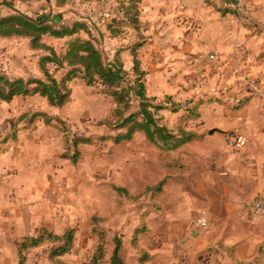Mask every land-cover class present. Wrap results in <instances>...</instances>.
Listing matches in <instances>:
<instances>
[{
	"label": "rangeland",
	"instance_id": "rangeland-1",
	"mask_svg": "<svg viewBox=\"0 0 264 264\" xmlns=\"http://www.w3.org/2000/svg\"><path fill=\"white\" fill-rule=\"evenodd\" d=\"M31 1L21 9L36 19L48 17L58 24L79 20L91 27L90 35L47 36L46 43L62 53L72 38L91 37L107 62L123 63L130 87L139 77L133 49L142 44L137 55L146 72L147 94L157 98L153 102L187 94L176 105L168 103L157 118L177 138L195 137L171 150L148 141L142 132L115 142L121 131L116 101L100 84L82 78L70 82L71 99L62 107L39 94L0 101V263L19 264L18 243L42 228L57 234L73 229V244L59 259L51 256L58 241L29 247L25 264H89L101 234V264H110L116 237L122 240L126 264L198 260L193 238L206 227L199 226L197 217L203 207L210 210V195L227 188L242 200L240 215L231 210L233 216L240 221L250 216L251 197L245 200L243 193L252 189L255 173L246 168L245 175L234 173L232 162L241 160L243 151L227 147L226 134L208 130L231 131L244 119L245 124L264 122V0H142L138 23L135 10L127 9L128 0ZM14 3L5 0L0 11ZM184 8L189 13L178 11ZM152 21L157 22L156 35ZM43 54L22 39L0 41V75L41 78ZM50 67L58 78L68 71ZM253 78L262 85L258 95L247 92ZM134 90L130 88L129 113L139 110ZM252 98L258 100L247 111ZM77 137L90 141L76 148Z\"/></svg>",
	"mask_w": 264,
	"mask_h": 264
},
{
	"label": "trees",
	"instance_id": "trees-1",
	"mask_svg": "<svg viewBox=\"0 0 264 264\" xmlns=\"http://www.w3.org/2000/svg\"><path fill=\"white\" fill-rule=\"evenodd\" d=\"M21 1L30 2L31 0ZM128 1L130 4L127 9L135 10L133 19L138 23V7L142 0ZM64 4L66 2H57V6ZM81 31H85L90 35L91 27L86 22L79 20L58 24L48 17L36 19L20 11L8 16H0V37L25 38L31 48L44 51L39 62L44 74L43 77L25 79L23 77L11 78L6 74L0 75V101L10 102L18 96L39 94L45 97L50 105L62 107L71 99L72 89L70 82L75 78H82L89 85L100 84L103 87V91L110 94L116 101L118 105L115 111L117 116L116 128L121 129V131L114 136L115 142L121 143L132 140L138 132H142L148 141L160 144L165 149L171 150L181 147L195 137L194 133H187L182 138H177L179 135L169 130L157 118V113L166 109L168 103L174 105L177 103L171 97L163 103H154L153 101L157 100V98L148 96L143 78L146 72L141 68L136 49L142 44H138L133 49V70L139 77L135 79V84L130 87L127 83V71L123 63L119 59L116 62H107L103 52L96 46L91 37L76 36L72 38L68 43L67 49L62 53H59L54 46L44 41L45 35L64 38L73 37ZM51 65H55L56 69L66 67L68 71L61 78H58L54 71L51 70ZM132 87L135 89L134 92L140 102L139 110L129 113L131 107L129 102L130 88ZM248 100L249 98L243 100L237 107L246 104ZM48 119L47 123H49ZM89 141V138L77 137L74 139V146L77 148L80 142ZM78 153L79 151L77 150L76 154L73 155L72 159L75 162L78 160ZM102 239L104 240L101 234L99 244L89 264L102 263L105 256L104 241ZM47 240L60 242V245L56 246L51 254L52 258L59 259L71 248L74 240V231L70 228L63 234H57L50 232L47 228H42L37 235L25 236L18 243L19 264H25L26 256L24 252L27 248L38 246ZM121 250L122 240L116 237L110 264H126Z\"/></svg>",
	"mask_w": 264,
	"mask_h": 264
},
{
	"label": "crops",
	"instance_id": "crops-1",
	"mask_svg": "<svg viewBox=\"0 0 264 264\" xmlns=\"http://www.w3.org/2000/svg\"><path fill=\"white\" fill-rule=\"evenodd\" d=\"M4 1L5 0H0V4H4ZM13 1L15 2L13 5L5 4L7 7L0 11V16H8L16 11L28 14L26 10L21 8L30 2H22L21 0ZM178 11L189 13L188 8ZM148 16L152 18L151 15ZM151 27V31L156 35L159 30L157 29V22L152 21ZM47 36L50 35H45L44 41ZM18 39H22L28 44V40L25 38L0 37V41ZM186 95V92H178L173 94V100L181 101ZM257 100L258 98H252L251 101H249L246 105L247 111H251V107ZM250 116L251 115H249V117ZM235 129H238L247 136L248 143L244 148L240 149L231 148L228 145L227 147L241 150L244 153L241 160H233L232 164L234 170H232L234 173L237 171L238 174L242 172V174L245 175V168L251 173H255L252 189L243 193L245 200L251 197L249 201L250 204L252 199L259 192H264V122L253 120L245 124L244 119L241 127ZM226 137L228 138V135ZM204 139L206 138H202L201 141ZM207 139L220 142V139L216 138V136H208ZM198 141L199 140H195L193 143ZM192 144L188 143L187 145ZM212 154L215 157L217 156L216 151L212 152ZM250 163H254L255 166L251 167ZM215 197L210 195L207 201L210 210H207V206L203 207L204 209L201 210L207 212L208 224L204 229H201L202 231L199 232L197 237L193 238L197 244L195 256L200 254L199 259L193 260V262L188 261L186 264H264V217L257 218L253 216L250 212L249 204L247 209L250 216H247L245 221H240V217L236 218V216H233V211L231 210H237L235 215H240L238 210L242 208V200L241 197L231 194L230 190L227 188H225L223 193ZM235 220H238V222H235ZM199 226L203 227L201 225Z\"/></svg>",
	"mask_w": 264,
	"mask_h": 264
},
{
	"label": "built area",
	"instance_id": "built-area-1",
	"mask_svg": "<svg viewBox=\"0 0 264 264\" xmlns=\"http://www.w3.org/2000/svg\"><path fill=\"white\" fill-rule=\"evenodd\" d=\"M214 55H210L213 58ZM247 92L250 95H258L262 92V85L258 79H250L247 83ZM248 143V138L238 129H235L228 135L227 145L231 148H244ZM250 212L257 218L264 217V192H259L249 204ZM197 222L201 226L208 224V214L206 211H201L197 217Z\"/></svg>",
	"mask_w": 264,
	"mask_h": 264
},
{
	"label": "water",
	"instance_id": "water-1",
	"mask_svg": "<svg viewBox=\"0 0 264 264\" xmlns=\"http://www.w3.org/2000/svg\"><path fill=\"white\" fill-rule=\"evenodd\" d=\"M234 130H235V129H233V130H231V131H225V130H222V129H220V128H211V129L208 130V132H209L210 134H213V133H215V132H220V133H223V134L229 135V134H231Z\"/></svg>",
	"mask_w": 264,
	"mask_h": 264
}]
</instances>
